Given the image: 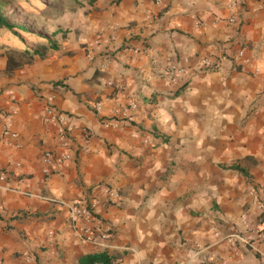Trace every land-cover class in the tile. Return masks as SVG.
Returning a JSON list of instances; mask_svg holds the SVG:
<instances>
[{"label": "crops", "instance_id": "0c3cea01", "mask_svg": "<svg viewBox=\"0 0 264 264\" xmlns=\"http://www.w3.org/2000/svg\"><path fill=\"white\" fill-rule=\"evenodd\" d=\"M60 1L44 34L0 39V264H79L104 251L113 264H224L232 235L263 249L252 190L264 188V0ZM36 42L43 56L8 71L9 49ZM241 48L251 65L234 63ZM204 58L220 68L203 69ZM173 65L186 68L175 84ZM48 97L73 128L71 158L51 166ZM88 198L108 241L72 228L68 203ZM225 264L264 259L246 248Z\"/></svg>", "mask_w": 264, "mask_h": 264}, {"label": "built area", "instance_id": "2783aa9c", "mask_svg": "<svg viewBox=\"0 0 264 264\" xmlns=\"http://www.w3.org/2000/svg\"><path fill=\"white\" fill-rule=\"evenodd\" d=\"M150 1H152L156 5H162L166 0ZM228 21L234 22V17L228 19ZM200 24V22L196 23L197 26H200ZM235 56L236 57L234 58V63L236 65L252 64V58L247 56L246 52L242 48L238 50ZM200 65L205 70H214L220 68L219 62H212L207 58L201 59ZM165 75L170 83L175 84L178 83L182 78L186 77V68L173 65L165 70ZM52 99V97H48L45 99L41 111L42 122L45 125L51 127L55 139V147L53 149L47 148L43 150V160L48 166L59 164L69 160L71 158V151L73 149V128L70 125V118L55 107ZM136 108L137 104L133 102L128 106L117 110L115 113V120L108 121L109 123H106V126L118 125L119 123H122V121L128 118V111L135 110ZM5 134L9 136L10 139L16 138V135L9 129H6ZM0 180H5L4 175H0ZM103 194L104 196H106L108 201H112L113 193L109 188L105 187L103 190ZM252 194L254 195L255 206L261 211L262 215L264 216V188L256 187L252 190ZM68 208L72 228L77 231L82 241L94 242L97 239L101 241H108L114 236L113 230L108 228L105 225L103 218L100 217L99 214H97V200L95 198L73 200L68 203ZM258 222H260V225L262 223L264 224L263 217L260 216ZM241 223L245 227L249 226L246 217L241 218ZM258 228L259 226L255 228L256 231L258 230L257 233L262 231ZM48 238L50 243H53L54 234L52 232L49 233ZM225 240L228 247V255H224L221 257V260L224 264L234 261L242 254L243 250L246 248L254 249L259 254V256L264 259V248L261 250L256 249L251 244L252 239L245 240L241 235H232L227 237ZM104 247L107 248L106 245ZM199 248L200 247L197 246L195 255H199V253H201V249ZM25 263L32 264V259L30 257H26ZM178 264H190V261L183 260Z\"/></svg>", "mask_w": 264, "mask_h": 264}, {"label": "rangeland", "instance_id": "374dc122", "mask_svg": "<svg viewBox=\"0 0 264 264\" xmlns=\"http://www.w3.org/2000/svg\"><path fill=\"white\" fill-rule=\"evenodd\" d=\"M61 5L60 0H0L1 13L11 16L10 23L25 26L30 32L39 35L45 33L53 20L49 9L54 10ZM64 5L74 6L75 1H65Z\"/></svg>", "mask_w": 264, "mask_h": 264}, {"label": "trees", "instance_id": "16d2710c", "mask_svg": "<svg viewBox=\"0 0 264 264\" xmlns=\"http://www.w3.org/2000/svg\"><path fill=\"white\" fill-rule=\"evenodd\" d=\"M87 1L92 3L94 0ZM10 18V15L2 14L0 9V39L3 38L5 32H9L11 35L16 36L17 38L19 33H28V30L25 26L14 25L10 23ZM48 46L54 48L55 44L48 41ZM46 48L47 47L44 44L40 45L38 42L31 46H24L21 49L15 47L10 48L7 52V70L10 71L11 69L18 68L24 64H29L34 56H43ZM79 264H113V257L104 251L82 257Z\"/></svg>", "mask_w": 264, "mask_h": 264}]
</instances>
